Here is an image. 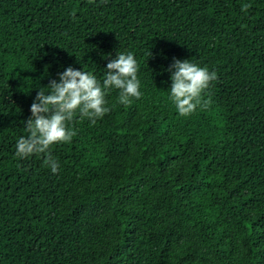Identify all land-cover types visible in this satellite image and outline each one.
<instances>
[{"label":"trees","instance_id":"1","mask_svg":"<svg viewBox=\"0 0 264 264\" xmlns=\"http://www.w3.org/2000/svg\"><path fill=\"white\" fill-rule=\"evenodd\" d=\"M118 52L141 97L77 113L56 173L18 158L39 91ZM176 59L217 73L207 110L177 112ZM0 264H264V0H0Z\"/></svg>","mask_w":264,"mask_h":264},{"label":"clouds","instance_id":"2","mask_svg":"<svg viewBox=\"0 0 264 264\" xmlns=\"http://www.w3.org/2000/svg\"><path fill=\"white\" fill-rule=\"evenodd\" d=\"M251 4H244L247 12ZM138 62L131 52L119 53L107 64L102 81L92 72L71 67L59 76V82L52 80L46 89H41L31 105L32 117L25 122L28 133L16 143V155L20 159L34 154H45V164L53 173L59 169V162L52 156L50 148L59 143L71 142L77 132L69 127L77 113L89 119L92 124L111 111L106 96L112 89L119 90L118 101L127 105L131 98L141 97V83L137 73ZM172 73L170 99L180 116H190L197 109L207 110L212 100L205 93L217 73L209 71L189 60H174L168 69Z\"/></svg>","mask_w":264,"mask_h":264}]
</instances>
